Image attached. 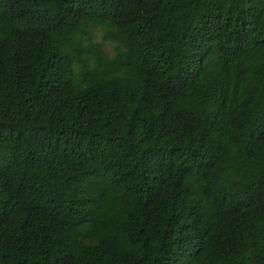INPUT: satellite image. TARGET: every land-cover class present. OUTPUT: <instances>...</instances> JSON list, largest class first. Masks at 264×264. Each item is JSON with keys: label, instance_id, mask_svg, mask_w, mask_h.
Listing matches in <instances>:
<instances>
[{"label": "trees", "instance_id": "trees-1", "mask_svg": "<svg viewBox=\"0 0 264 264\" xmlns=\"http://www.w3.org/2000/svg\"><path fill=\"white\" fill-rule=\"evenodd\" d=\"M0 264H264V0H0Z\"/></svg>", "mask_w": 264, "mask_h": 264}, {"label": "rangeland", "instance_id": "rangeland-1", "mask_svg": "<svg viewBox=\"0 0 264 264\" xmlns=\"http://www.w3.org/2000/svg\"><path fill=\"white\" fill-rule=\"evenodd\" d=\"M106 45H107V48L111 50V48H112L111 43L108 42V43H106Z\"/></svg>", "mask_w": 264, "mask_h": 264}]
</instances>
